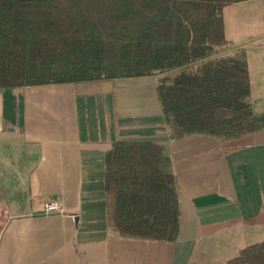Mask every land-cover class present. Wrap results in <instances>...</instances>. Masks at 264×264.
Returning a JSON list of instances; mask_svg holds the SVG:
<instances>
[{
  "label": "crops",
  "instance_id": "1",
  "mask_svg": "<svg viewBox=\"0 0 264 264\" xmlns=\"http://www.w3.org/2000/svg\"><path fill=\"white\" fill-rule=\"evenodd\" d=\"M222 18L221 54L244 50L247 99L259 115L264 0L226 5ZM168 72L0 89V264H224L264 239V128L172 138L156 90ZM116 140L162 144L178 193L175 240L108 228L104 159ZM51 200L60 211H44Z\"/></svg>",
  "mask_w": 264,
  "mask_h": 264
},
{
  "label": "trees",
  "instance_id": "2",
  "mask_svg": "<svg viewBox=\"0 0 264 264\" xmlns=\"http://www.w3.org/2000/svg\"><path fill=\"white\" fill-rule=\"evenodd\" d=\"M243 0H0V89L175 71L157 95L172 138H236L264 128L247 97L244 50L227 45L222 9ZM108 228L173 241L178 193L170 158L152 140H116L105 154ZM224 264H264V239Z\"/></svg>",
  "mask_w": 264,
  "mask_h": 264
},
{
  "label": "built area",
  "instance_id": "3",
  "mask_svg": "<svg viewBox=\"0 0 264 264\" xmlns=\"http://www.w3.org/2000/svg\"><path fill=\"white\" fill-rule=\"evenodd\" d=\"M61 208H62V204L55 200L48 201L44 204L45 212L60 211Z\"/></svg>",
  "mask_w": 264,
  "mask_h": 264
},
{
  "label": "rangeland",
  "instance_id": "4",
  "mask_svg": "<svg viewBox=\"0 0 264 264\" xmlns=\"http://www.w3.org/2000/svg\"><path fill=\"white\" fill-rule=\"evenodd\" d=\"M175 71H169L168 73H167V75H161L160 76V78H159V82L160 81H163V80H165L166 78H171L175 73H174ZM154 74H159V73H154ZM165 74V73H164ZM163 82H168L167 80H165V81H163ZM8 109L10 110V108H7V111H5L7 114L9 113L8 112ZM1 191H0V197H1ZM2 208H1V200H0V219H1V217H2V215H1V213L4 211V212H6L5 210H2Z\"/></svg>",
  "mask_w": 264,
  "mask_h": 264
}]
</instances>
